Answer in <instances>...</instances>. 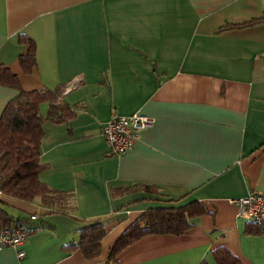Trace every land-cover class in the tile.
<instances>
[{
    "label": "crops",
    "instance_id": "crops-1",
    "mask_svg": "<svg viewBox=\"0 0 264 264\" xmlns=\"http://www.w3.org/2000/svg\"><path fill=\"white\" fill-rule=\"evenodd\" d=\"M20 34L35 45L29 72ZM0 65L18 80L0 83V114L19 89L54 93L39 106L38 178L69 195L58 207L1 194L30 234L0 264H214L217 247L264 264V228L245 232L254 220L228 201L264 194V0H0ZM135 112L153 123L112 156L102 123ZM192 201L208 212L183 234L146 235L106 260L146 209ZM94 222L97 256L65 248Z\"/></svg>",
    "mask_w": 264,
    "mask_h": 264
},
{
    "label": "trees",
    "instance_id": "trees-1",
    "mask_svg": "<svg viewBox=\"0 0 264 264\" xmlns=\"http://www.w3.org/2000/svg\"><path fill=\"white\" fill-rule=\"evenodd\" d=\"M255 22L251 20L249 23ZM242 24H230L241 26ZM27 51L20 56L22 69L29 72L35 63V45L25 34H20ZM0 83L18 86V80L6 66L0 65ZM54 93L48 89L23 91L19 89L16 96L8 101L0 114V191L2 194L22 201H32L39 197L48 205L61 207L66 199V193L54 191L39 180L42 169L39 163V143L42 136L43 116L39 106L43 102H52ZM61 200V201H60ZM5 203L0 200V228L17 226L19 220H14L4 209ZM206 207L192 201L179 207H151L140 214L110 245L106 260L112 261L116 255L151 234H183L192 223L190 219L207 213ZM263 223L249 222L245 232L260 233ZM77 244L70 243L65 248H78L87 258L100 253V241L105 236L104 225L91 223L80 231ZM214 264H242L240 259L224 247L211 250ZM200 264H208L202 261Z\"/></svg>",
    "mask_w": 264,
    "mask_h": 264
},
{
    "label": "built area",
    "instance_id": "built-area-1",
    "mask_svg": "<svg viewBox=\"0 0 264 264\" xmlns=\"http://www.w3.org/2000/svg\"><path fill=\"white\" fill-rule=\"evenodd\" d=\"M153 121V117L137 112L130 115L112 114L101 126V135L109 153L116 157L125 154L133 143L139 140L141 130L150 126ZM228 201L236 205L237 216L246 214L256 222L264 220V194L249 191L244 196L231 198ZM29 234L30 231L20 225L0 228V249L10 246L17 250L18 257H22L24 251L19 247L23 245Z\"/></svg>",
    "mask_w": 264,
    "mask_h": 264
}]
</instances>
